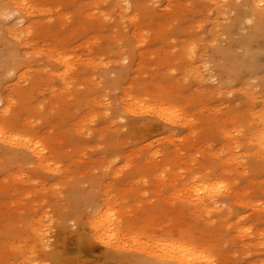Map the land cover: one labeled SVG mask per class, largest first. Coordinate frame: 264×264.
<instances>
[{"label":"rangeland","instance_id":"374dc122","mask_svg":"<svg viewBox=\"0 0 264 264\" xmlns=\"http://www.w3.org/2000/svg\"><path fill=\"white\" fill-rule=\"evenodd\" d=\"M255 1L15 0L25 20L0 14V264H162L154 247L181 240L212 264H264ZM195 187L218 203L186 199Z\"/></svg>","mask_w":264,"mask_h":264},{"label":"bare ground","instance_id":"6f19581e","mask_svg":"<svg viewBox=\"0 0 264 264\" xmlns=\"http://www.w3.org/2000/svg\"><path fill=\"white\" fill-rule=\"evenodd\" d=\"M263 3V0H256L254 6H251L250 8V15L253 17L254 19V25L252 27V37H256L258 35V32L260 31L261 27L260 24H264V10L262 9H258L259 5ZM14 5H16L14 7ZM5 11L10 12V11H14V12H18V14L25 20L26 16L22 15L20 13L19 7L17 6V3L15 2V0L10 1L9 3H5V5L0 3V14H3ZM24 23H27V21H25ZM27 30V27L24 25L23 28H21L18 31H14L15 37H22L25 32ZM260 33V32H259ZM254 35V36H253ZM16 40V39H13ZM19 42L18 44H22V38L18 39ZM249 53V52H248ZM57 60L61 61L62 64H65L66 59L65 57H61L58 58ZM162 106V105H161ZM164 114V116H167V119H171L174 117V113L172 112L173 109L171 108H166V109H162L161 110ZM7 133L0 128V139L1 140H5L7 139ZM257 141H258V146L259 149L262 150V152H264V123L263 125H261V129L259 130L257 136ZM14 140L18 141L19 138L18 137H14ZM19 143L22 142L21 144H23V146L27 149H29V151L36 155L37 158H41L42 154L41 151H39V147H42L41 145L37 144V143H32L29 140H22L20 138V140L18 141ZM29 145H33L36 147H29ZM195 194L192 196L190 193H186L185 197L186 199H195L194 201H202L204 199H213L215 204L218 203V200H215V191H213L212 189H207V188H198L195 187ZM202 195H205V197H200ZM112 220L107 219V221H104V224H102L103 228L105 229V233L104 235H107L108 237H115L116 234H114V229L112 227ZM136 244H140V243H136ZM143 244H140V246H142ZM155 249L159 250L160 253L157 255V257L165 262H161L159 261V263L162 264H212V260L211 257L206 254L203 251L199 250V246L195 245L194 243H188L187 240H181V242H172V244L169 245H157L156 247H154ZM141 249L142 251H145L146 248H138ZM152 250V249H151ZM144 261V260H143ZM141 261H139L140 263ZM143 264V263H140Z\"/></svg>","mask_w":264,"mask_h":264}]
</instances>
